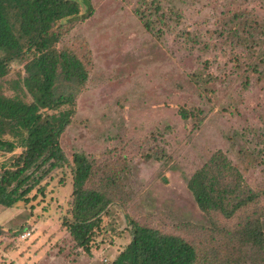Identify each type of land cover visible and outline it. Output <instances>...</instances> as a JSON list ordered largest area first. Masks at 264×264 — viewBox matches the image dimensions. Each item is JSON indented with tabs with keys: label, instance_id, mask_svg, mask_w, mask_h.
<instances>
[{
	"label": "rangeland",
	"instance_id": "obj_1",
	"mask_svg": "<svg viewBox=\"0 0 264 264\" xmlns=\"http://www.w3.org/2000/svg\"><path fill=\"white\" fill-rule=\"evenodd\" d=\"M88 2L56 28L58 49L89 67L60 137L67 164L29 202L0 206V264H112L131 240L129 221L177 236L199 255L225 256L211 240L227 244L219 228L242 218L201 212L186 188L217 151L256 194L244 214L258 217L264 234V0ZM23 77V63H12L1 92L11 95ZM179 110L192 117L183 121ZM20 151L0 152V173ZM76 153L96 168L88 187L111 197L90 256L61 226ZM242 255L236 264H253Z\"/></svg>",
	"mask_w": 264,
	"mask_h": 264
},
{
	"label": "trees",
	"instance_id": "obj_2",
	"mask_svg": "<svg viewBox=\"0 0 264 264\" xmlns=\"http://www.w3.org/2000/svg\"><path fill=\"white\" fill-rule=\"evenodd\" d=\"M83 5L88 8V0H0V81L14 62L23 63L25 73L11 95H4L0 84V152L21 150L11 164L2 166L0 206L4 208L29 202V194L42 180L67 164L60 137L86 88L89 67L74 53L58 49L56 28L80 17ZM90 16L89 8L82 19ZM144 28L151 32V22L146 20ZM179 116L187 121L192 114L179 110ZM71 172L70 208L61 226L90 256L111 197L105 190L88 187L96 168L84 154L72 156ZM103 187L107 189V184ZM186 188L201 212L218 213L227 222L242 218V222L219 228L221 235L230 237L227 244L217 246V239L211 240V250L224 249V258L199 255L194 246L177 236L129 221L131 240L112 264H236L244 253L253 255V264H264L263 228L258 217L244 214L255 204L256 194L244 187L241 174L222 152H215L196 170Z\"/></svg>",
	"mask_w": 264,
	"mask_h": 264
}]
</instances>
